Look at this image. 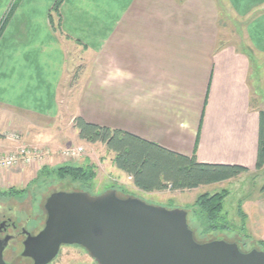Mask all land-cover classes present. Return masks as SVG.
I'll return each instance as SVG.
<instances>
[{
  "label": "crops",
  "instance_id": "1",
  "mask_svg": "<svg viewBox=\"0 0 264 264\" xmlns=\"http://www.w3.org/2000/svg\"><path fill=\"white\" fill-rule=\"evenodd\" d=\"M13 2L0 0V26ZM72 45L88 58L73 126L82 116L203 163L256 171L264 0H17L0 34V151L14 131L28 143H61ZM113 169L124 174L116 184L140 190ZM241 208L246 231L264 243V193Z\"/></svg>",
  "mask_w": 264,
  "mask_h": 264
},
{
  "label": "water",
  "instance_id": "2",
  "mask_svg": "<svg viewBox=\"0 0 264 264\" xmlns=\"http://www.w3.org/2000/svg\"><path fill=\"white\" fill-rule=\"evenodd\" d=\"M46 219L36 234L26 230L22 256L49 264L63 245L83 247L97 264H264V249L243 251L237 242L199 241L184 208L150 204L116 189L55 191L44 204ZM0 239V264L5 242Z\"/></svg>",
  "mask_w": 264,
  "mask_h": 264
},
{
  "label": "rangeland",
  "instance_id": "3",
  "mask_svg": "<svg viewBox=\"0 0 264 264\" xmlns=\"http://www.w3.org/2000/svg\"><path fill=\"white\" fill-rule=\"evenodd\" d=\"M57 12L54 14V20L57 24ZM226 27L229 25H225ZM79 47L72 45L68 53L67 74L64 82L60 87V115L61 125L55 132V138L61 139V143H55L53 147L49 140L46 143H28L23 140L22 135L17 131L7 135L6 138L13 143V146L0 151V155L13 153L19 146H28L37 148L40 157L33 159L31 164H19L7 169H0V197L3 192L15 188L16 190L26 188L25 192L13 194V197H6L8 204L14 207V219L18 218L24 221L27 229L32 233H38L44 226L46 219V210L44 207L47 197L55 191H79L75 184L69 180H60L54 174L42 176L37 183L38 175L44 167L56 168L59 165L71 163L75 165H83L87 162L94 164L97 175L91 185L89 192L92 195L102 194L111 190L116 185L118 195L121 197L136 196L144 201L163 206L166 208H184L189 214V223L195 232L199 241H206L216 238L225 239L230 242H237L243 251H249L252 248L264 249V243L256 234L247 235L242 230L243 218L239 214V205L247 202L249 199L260 197L264 193V166L252 173H243L241 177L222 181L219 183L203 185L199 188L185 191H163L159 193H150L142 190H133L126 188L125 184H116V178H124V174L113 169L114 153L109 151L102 143H89L76 137L74 134V126L71 123V113L74 112L73 103L74 96L78 88V80L86 68L88 58L81 55L77 50ZM76 112V109H75ZM73 126V127H72ZM64 132L65 137L59 138L58 132ZM64 130V131H63ZM16 142V147H14ZM4 144L8 146V141L4 140ZM69 147H83V154L79 158H70L63 155V151ZM15 148V149H14ZM42 175V173H41ZM223 190L228 191V195L223 202L222 216L224 222L227 223L226 230L203 234V228L200 220L193 211V204L202 193H215ZM133 194V195H132ZM243 210V209H242ZM35 233V234H36ZM22 245L18 246V254L21 252ZM31 260L22 259L15 264H31ZM49 264H97L90 257L89 253L78 245H63L58 256Z\"/></svg>",
  "mask_w": 264,
  "mask_h": 264
},
{
  "label": "trees",
  "instance_id": "4",
  "mask_svg": "<svg viewBox=\"0 0 264 264\" xmlns=\"http://www.w3.org/2000/svg\"><path fill=\"white\" fill-rule=\"evenodd\" d=\"M13 2L8 14L0 26V34L5 22L14 10ZM58 11V5L54 7ZM74 127L78 137L89 143H102L114 153L113 163L116 168L131 177L132 183L145 192L155 191H185L199 188L203 185L219 183L238 177L249 169L233 164H213L198 161L196 155L187 156L171 151L155 142L148 141L132 133L120 129H112L87 121L82 116L74 118ZM3 137L0 134V138ZM264 166V118L260 124V138L257 169ZM42 173V175H41ZM54 174L60 180H69L79 184L78 190L89 191V186L97 172L94 164L83 165L71 163L59 165L56 168L44 167L38 175L37 183L42 176ZM116 185L111 189H117ZM11 188L3 195H15L25 192ZM228 195L227 190L215 193H202L198 196L192 208L203 228V234L226 230L227 223L222 216L223 202ZM239 214L243 218L242 230L246 232V214L239 205Z\"/></svg>",
  "mask_w": 264,
  "mask_h": 264
},
{
  "label": "flooded vegetation",
  "instance_id": "5",
  "mask_svg": "<svg viewBox=\"0 0 264 264\" xmlns=\"http://www.w3.org/2000/svg\"><path fill=\"white\" fill-rule=\"evenodd\" d=\"M6 197L13 196L6 195L0 197V239L4 240L6 237L9 238L8 241L5 242V247L2 252L3 259L8 264H15L22 259L31 260L28 257L22 256V251L24 248L23 243L27 237L26 230L29 231L26 224H28L29 222L27 221L25 223L24 221L18 220V218L14 219V207L8 204V200H6ZM20 245H22V249L18 254L17 249L18 246L20 247Z\"/></svg>",
  "mask_w": 264,
  "mask_h": 264
},
{
  "label": "built area",
  "instance_id": "6",
  "mask_svg": "<svg viewBox=\"0 0 264 264\" xmlns=\"http://www.w3.org/2000/svg\"><path fill=\"white\" fill-rule=\"evenodd\" d=\"M83 147H69L63 151L65 157L79 158L83 154ZM39 150L28 146H19L16 151L0 155V169H7L19 164H31L33 159L40 157ZM129 179L131 177L129 176Z\"/></svg>",
  "mask_w": 264,
  "mask_h": 264
}]
</instances>
